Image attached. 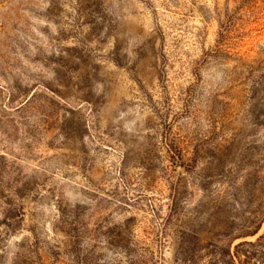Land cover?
<instances>
[{"label":"rangeland","instance_id":"1","mask_svg":"<svg viewBox=\"0 0 264 264\" xmlns=\"http://www.w3.org/2000/svg\"><path fill=\"white\" fill-rule=\"evenodd\" d=\"M0 264H264V0H0Z\"/></svg>","mask_w":264,"mask_h":264}]
</instances>
